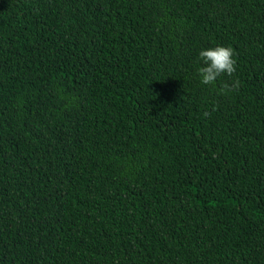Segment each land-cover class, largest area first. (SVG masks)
<instances>
[{"label": "trees", "instance_id": "trees-1", "mask_svg": "<svg viewBox=\"0 0 264 264\" xmlns=\"http://www.w3.org/2000/svg\"><path fill=\"white\" fill-rule=\"evenodd\" d=\"M0 264H264V0H0Z\"/></svg>", "mask_w": 264, "mask_h": 264}, {"label": "clouds", "instance_id": "clouds-1", "mask_svg": "<svg viewBox=\"0 0 264 264\" xmlns=\"http://www.w3.org/2000/svg\"><path fill=\"white\" fill-rule=\"evenodd\" d=\"M234 49L230 46H215L212 48L201 49L198 53V60L204 65L197 69L199 83L204 86L214 85L222 75L232 77L236 69V59ZM239 81L233 80L231 84H224L221 94L238 89ZM205 116L209 113L205 112Z\"/></svg>", "mask_w": 264, "mask_h": 264}]
</instances>
